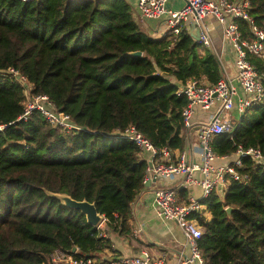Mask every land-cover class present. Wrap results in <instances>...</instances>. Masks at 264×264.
Wrapping results in <instances>:
<instances>
[{"label": "trees", "instance_id": "16d2710c", "mask_svg": "<svg viewBox=\"0 0 264 264\" xmlns=\"http://www.w3.org/2000/svg\"><path fill=\"white\" fill-rule=\"evenodd\" d=\"M248 1L264 29V0ZM234 21L250 39L249 23ZM138 50L141 56L130 55ZM247 59L264 75V59ZM221 77L211 49L185 28L152 37L126 0H0V123L12 122L0 132V264H52L55 251H113L111 238L62 197L93 203L108 233L126 235L146 162L123 130L133 125L156 147L182 151L187 100L177 86L188 79L213 85ZM26 94L47 95L80 128L52 126L35 110L19 118ZM209 145L217 157L239 146L264 154V102L245 109ZM240 159L235 169L246 178L228 179L222 198L211 192L190 214L202 229L204 264H264V166ZM177 191L186 201V188Z\"/></svg>", "mask_w": 264, "mask_h": 264}, {"label": "built area", "instance_id": "2783aa9c", "mask_svg": "<svg viewBox=\"0 0 264 264\" xmlns=\"http://www.w3.org/2000/svg\"><path fill=\"white\" fill-rule=\"evenodd\" d=\"M167 2L168 0H136V8L144 18L162 19L167 32L178 34L181 29H186L189 24H192L191 26L199 30L197 42L205 47L211 45L209 35L211 28L204 23V18L213 17L223 27V35L235 52L233 80L221 77L211 85L188 79L177 86L176 94L184 96L187 100L181 113L185 128L192 124L195 106L198 105L204 110L215 106V111L203 124L198 136L200 151L195 161L189 162L183 150L174 154V151L168 147H156L133 125L127 126L122 132L137 145L146 162L144 182L152 178L163 181L153 190L152 206L155 216L160 220H169L176 224L182 233L188 254L179 256L171 263L164 253L154 254L145 250L132 256L109 257L95 255L75 257L55 251L50 255L53 262L57 258L66 264H204L197 244L202 235V229L197 220L190 217V214L201 209L199 201L211 192H214L218 198H222L228 179L244 180L246 178L235 169L241 166L242 156H249L256 163L264 166V154L259 149H244L241 146L236 150L235 158L230 163L215 164L217 156L209 145L212 136L226 131L232 125L230 112L241 115L250 106L264 102V75H259L247 59L248 53L264 59V29L254 23L249 13V1L185 0L184 5L176 10L167 8ZM236 18L244 19L249 23L252 33L250 39L242 38L239 27L234 21ZM9 70L19 78L21 83L25 81V78L16 71ZM233 81L236 82L237 87L241 88V95L238 94ZM34 110L40 112L52 126L67 131L80 128L70 116L59 111L47 95L26 94L24 112L19 118L26 119ZM10 124L12 122L0 123V132ZM195 172H200L202 177H195ZM194 185L201 187L200 197L196 198L190 194L186 201H181L177 190ZM103 221L105 222V217L101 215V222Z\"/></svg>", "mask_w": 264, "mask_h": 264}, {"label": "crops", "instance_id": "0c3cea01", "mask_svg": "<svg viewBox=\"0 0 264 264\" xmlns=\"http://www.w3.org/2000/svg\"><path fill=\"white\" fill-rule=\"evenodd\" d=\"M126 1L130 4L135 20L143 30L149 33L152 37H161L165 35L167 31L162 19H149L142 17L136 8V0ZM184 3L185 0H168L167 8L174 10L180 9ZM204 23L211 28L209 32L211 45L208 48L217 55L221 65L222 77L233 80L235 75V52L223 35V27L218 24L213 17L204 18ZM191 25L192 24H189V27L186 28L189 33L194 32L193 30L195 29ZM233 82L237 87L236 82ZM237 90L238 94L241 95L242 91L239 86L237 87ZM214 111L215 106H212L207 110L202 109L198 105L194 108L192 124L183 131L185 137L183 151L186 153L189 162L195 161L199 156L200 148L198 146V136L203 124L207 122L209 116ZM229 114L232 116L230 118L233 125V121L238 119L240 115L237 114V112H230ZM234 158V155L217 157L214 163L218 165L222 163H230ZM194 176L197 178L202 177L200 172H195ZM149 182V186H144L131 205V219L129 220L130 229L126 235L120 236L116 233H108L105 222L103 221L99 224L98 228L102 230L103 235L111 238L113 251L105 249L100 253H97L98 256H132L145 250L154 254L164 253L166 259L173 263L179 256L188 254L184 238L176 224L169 220H160L155 216L152 206L153 190L161 185L163 181L159 178H152ZM186 190L187 196L192 194L194 197L199 198L201 195V187L199 185L189 186Z\"/></svg>", "mask_w": 264, "mask_h": 264}, {"label": "water", "instance_id": "95a60500", "mask_svg": "<svg viewBox=\"0 0 264 264\" xmlns=\"http://www.w3.org/2000/svg\"><path fill=\"white\" fill-rule=\"evenodd\" d=\"M195 29L193 30L194 32H191V36L196 40H198V34H199V30L197 27H194ZM130 55L132 56H141L142 55V51H134L131 52ZM230 126L227 130H231ZM150 182L149 180L144 182V186H149ZM62 199L64 200L65 205H67L68 207L80 210L86 217V220L89 224L95 226L98 228V225L101 223V215L97 212L96 207L94 206L93 203H89L86 201H76L71 199L68 196H63ZM231 208L227 207L226 208V212L229 214L230 213ZM75 248H72V251H74Z\"/></svg>", "mask_w": 264, "mask_h": 264}, {"label": "rangeland", "instance_id": "374dc122", "mask_svg": "<svg viewBox=\"0 0 264 264\" xmlns=\"http://www.w3.org/2000/svg\"><path fill=\"white\" fill-rule=\"evenodd\" d=\"M141 157L143 158V156L141 155ZM64 201V200H63ZM52 264H66L64 261H60L59 259H55V261H51V259L49 260Z\"/></svg>", "mask_w": 264, "mask_h": 264}]
</instances>
